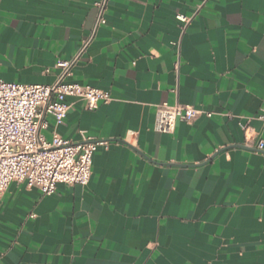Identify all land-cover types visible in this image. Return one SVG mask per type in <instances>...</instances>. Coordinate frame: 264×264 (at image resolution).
Instances as JSON below:
<instances>
[{"label": "crops", "instance_id": "1", "mask_svg": "<svg viewBox=\"0 0 264 264\" xmlns=\"http://www.w3.org/2000/svg\"><path fill=\"white\" fill-rule=\"evenodd\" d=\"M101 1L0 0V80L54 84ZM104 20L68 82L112 100L68 98L57 129L105 143L92 178L49 196L13 182L0 264H264V0H107ZM165 103L211 117L164 134Z\"/></svg>", "mask_w": 264, "mask_h": 264}, {"label": "built area", "instance_id": "2", "mask_svg": "<svg viewBox=\"0 0 264 264\" xmlns=\"http://www.w3.org/2000/svg\"><path fill=\"white\" fill-rule=\"evenodd\" d=\"M106 5L107 0L98 4L97 27L105 24ZM177 19L183 29L192 20L182 14ZM96 29L72 60L57 62L59 74L54 84L21 85L0 80V196L13 182L26 183L44 196L54 194L59 184L83 187L89 184L94 154L105 143H74L60 136L57 129L65 125L71 109L68 98L83 101L90 111L112 100L109 92L68 82L92 44ZM203 115L211 117L210 113L190 105L165 103L157 107L155 128L172 134L178 122L190 125ZM49 118L54 120L50 139L44 133L50 128ZM255 148L264 153V140L258 141Z\"/></svg>", "mask_w": 264, "mask_h": 264}, {"label": "rangeland", "instance_id": "3", "mask_svg": "<svg viewBox=\"0 0 264 264\" xmlns=\"http://www.w3.org/2000/svg\"><path fill=\"white\" fill-rule=\"evenodd\" d=\"M48 139H50V138L48 137Z\"/></svg>", "mask_w": 264, "mask_h": 264}]
</instances>
